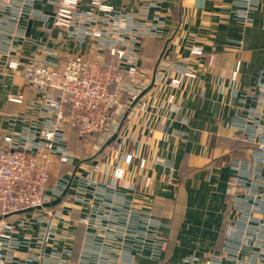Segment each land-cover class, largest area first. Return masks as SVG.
Returning a JSON list of instances; mask_svg holds the SVG:
<instances>
[{"label": "built area", "instance_id": "2783aa9c", "mask_svg": "<svg viewBox=\"0 0 264 264\" xmlns=\"http://www.w3.org/2000/svg\"><path fill=\"white\" fill-rule=\"evenodd\" d=\"M163 1L0 0V77L11 85L20 79L34 93L32 119L15 129L17 117H8L10 129L0 132V264H264V72L257 93L243 96L240 59L228 83L217 78L214 84L237 100L234 126L256 156L230 161L236 174L225 190L230 207L221 248L177 262L163 259L167 239L144 198L157 166L167 170L169 185L178 186L175 166L143 154L151 128L137 119L159 111L173 120L168 114L181 109L183 82L197 78L186 57L152 75L140 64L142 41L165 38ZM255 1L235 4L253 9ZM237 15L248 20L245 12ZM28 27L45 38L30 35ZM202 54L200 46H190V56ZM214 63L211 54L207 64ZM246 97L255 105L242 113ZM23 99L22 92L7 93L10 102ZM130 122L142 135L131 139L128 151L123 129ZM72 135L77 148L69 147ZM164 136L184 133L168 127ZM135 175L139 193L129 197L121 185Z\"/></svg>", "mask_w": 264, "mask_h": 264}, {"label": "crops", "instance_id": "0c3cea01", "mask_svg": "<svg viewBox=\"0 0 264 264\" xmlns=\"http://www.w3.org/2000/svg\"><path fill=\"white\" fill-rule=\"evenodd\" d=\"M106 1L118 5L128 0ZM246 9L237 6L235 0H164L160 15L167 24L165 38L142 41L140 64L151 75L181 57H186L187 67L197 73V78L185 80L177 93L181 109L178 115L168 114L177 117L176 120H165L162 117L165 113L159 111L153 116L142 112L137 119L140 126L148 122L151 128V145L143 149V154L148 159L155 155L164 157L175 166L174 180L178 186L169 185L167 170L157 166L152 171L149 194L144 198L159 217L161 235L167 239L164 261L177 262L189 254L201 256L219 251V235L230 207V196L225 190L227 181L236 174L230 161H248L256 156L254 146L234 126L239 114L235 107L237 100L221 95L214 84L217 78L228 83L229 72L240 59L237 85L241 94L257 93L256 81L264 72V0H256L253 9ZM239 12L246 13V22L238 17ZM28 33L45 38L34 34L31 27ZM192 45L200 46L203 54L190 56ZM211 54L215 55V63L209 66ZM15 82L16 85H11L9 79L0 77L1 133L10 129L8 117H17L14 128L18 129L23 119L33 116L32 89L22 85L20 79ZM11 90L23 93L22 103L7 100ZM254 105L246 97L242 113ZM140 126L133 122L124 126L126 150H132L131 139L141 137ZM168 127L182 131L184 136L165 137ZM133 169L137 171L136 167ZM139 181L136 175L125 179L120 191L129 197L138 194ZM138 264H163V261L141 259Z\"/></svg>", "mask_w": 264, "mask_h": 264}, {"label": "trees", "instance_id": "16d2710c", "mask_svg": "<svg viewBox=\"0 0 264 264\" xmlns=\"http://www.w3.org/2000/svg\"><path fill=\"white\" fill-rule=\"evenodd\" d=\"M75 141H76V139L72 135V138H71L70 143H69L70 148H77L79 146Z\"/></svg>", "mask_w": 264, "mask_h": 264}, {"label": "water", "instance_id": "95a60500", "mask_svg": "<svg viewBox=\"0 0 264 264\" xmlns=\"http://www.w3.org/2000/svg\"><path fill=\"white\" fill-rule=\"evenodd\" d=\"M55 202H57V200H56V201H54V202H52L51 204H54Z\"/></svg>", "mask_w": 264, "mask_h": 264}]
</instances>
